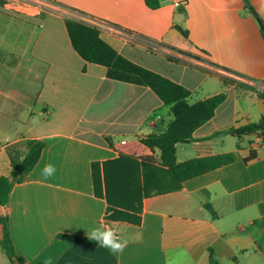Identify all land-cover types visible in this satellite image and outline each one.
<instances>
[{
  "label": "crops",
  "instance_id": "0c3cea01",
  "mask_svg": "<svg viewBox=\"0 0 264 264\" xmlns=\"http://www.w3.org/2000/svg\"><path fill=\"white\" fill-rule=\"evenodd\" d=\"M54 2L55 8L23 0L0 7V177L11 173L10 155L25 156L26 142L45 144L10 205L0 206L16 255L28 264L49 258L51 264H211V255L220 264H264V130L234 134L264 118V100L219 77L264 92V0H161L158 11L144 0ZM75 14L103 23L101 38L118 53L192 93L208 82L201 68L219 77L221 89L203 100L226 94L215 116L177 144L176 158L234 154L235 161L146 199L140 226L105 219L92 164L118 157L107 137L133 142L165 130L173 116L149 88L110 80L105 67L80 58L66 29ZM199 50L210 62L198 60ZM46 164L56 167L47 180ZM106 222L129 238L118 256L58 239L87 237L90 227ZM0 264H11L1 245Z\"/></svg>",
  "mask_w": 264,
  "mask_h": 264
},
{
  "label": "trees",
  "instance_id": "16d2710c",
  "mask_svg": "<svg viewBox=\"0 0 264 264\" xmlns=\"http://www.w3.org/2000/svg\"><path fill=\"white\" fill-rule=\"evenodd\" d=\"M144 1L152 11H158L161 7V0ZM244 1L248 3V0ZM4 4V0H0V7ZM66 29L74 51L82 60L105 67L107 78L110 80L149 88L165 106L170 107L173 116L165 130L133 142L118 144L111 138H106L107 144L118 157L102 163L94 162L92 183L95 196L107 203L105 216L107 221L140 226L146 199L179 191L184 182L235 161L234 154L195 158L184 163H178L176 158L177 144L192 139L194 132L215 116L217 109L226 101L225 93L190 104L192 91L118 53L101 38L97 27L80 20L68 19ZM176 29L185 38L189 37L188 32L180 27ZM173 58L170 59L174 60ZM219 77L224 86L236 85L238 90L255 92L264 100V92H259L245 83H237L224 76ZM263 130L264 118L234 130V134L243 137ZM44 145L38 140L28 141L27 152L23 158L10 155L11 173L9 176L0 177V206L10 205L15 186L22 183L34 169ZM155 151L160 152L158 158L155 157ZM254 158L252 154L246 162ZM206 208L214 218H217V214L210 206ZM0 227L3 229L0 245L11 264H14L13 258H17L21 264H28L16 255L7 217H0ZM58 239L78 245H98L96 241H91L87 237L60 235ZM210 262L220 264L212 255Z\"/></svg>",
  "mask_w": 264,
  "mask_h": 264
},
{
  "label": "clouds",
  "instance_id": "9594fccd",
  "mask_svg": "<svg viewBox=\"0 0 264 264\" xmlns=\"http://www.w3.org/2000/svg\"><path fill=\"white\" fill-rule=\"evenodd\" d=\"M56 173V167L53 164H46L42 169V176L45 180L53 177ZM87 237L91 241H96L102 248L108 249L113 255H120L127 247L129 238L118 234L112 227L107 224L100 223L98 225L90 227L87 231ZM140 236L137 234V239ZM48 264H51V258L48 260ZM167 264H173L169 259Z\"/></svg>",
  "mask_w": 264,
  "mask_h": 264
},
{
  "label": "rangeland",
  "instance_id": "374dc122",
  "mask_svg": "<svg viewBox=\"0 0 264 264\" xmlns=\"http://www.w3.org/2000/svg\"><path fill=\"white\" fill-rule=\"evenodd\" d=\"M184 11L186 12V10H183L182 12ZM197 54L199 56L198 60H202L205 62L209 60L210 62L211 59L209 57H204L207 55L205 51L199 50ZM201 71H202V74L206 75V77L208 78V82L200 90H198L197 92H193V95L191 99L189 100L190 102H193V100H196V101L203 100L208 94H214L215 92L221 89L222 84L220 80L218 79L219 77L217 78V76H215L213 73L209 72L206 69L201 68Z\"/></svg>",
  "mask_w": 264,
  "mask_h": 264
},
{
  "label": "built area",
  "instance_id": "2783aa9c",
  "mask_svg": "<svg viewBox=\"0 0 264 264\" xmlns=\"http://www.w3.org/2000/svg\"><path fill=\"white\" fill-rule=\"evenodd\" d=\"M21 0H4L5 3L10 4L12 6H14L16 8V5L20 2ZM25 2H30V3H35L38 5H43L49 8H55V2L54 0H23ZM175 6H179V3H175ZM76 17H74L76 20H80L85 22L88 25L94 26L99 28V26H101L103 23H101L100 21H97L95 19H90V18H85L81 15H77L75 14ZM105 224H108V222H106Z\"/></svg>",
  "mask_w": 264,
  "mask_h": 264
},
{
  "label": "water",
  "instance_id": "95a60500",
  "mask_svg": "<svg viewBox=\"0 0 264 264\" xmlns=\"http://www.w3.org/2000/svg\"><path fill=\"white\" fill-rule=\"evenodd\" d=\"M261 27L263 28L262 22L260 20H258ZM188 142V141H187ZM14 264H21L20 261L17 258H13Z\"/></svg>",
  "mask_w": 264,
  "mask_h": 264
}]
</instances>
